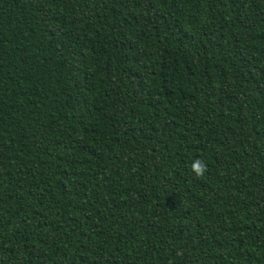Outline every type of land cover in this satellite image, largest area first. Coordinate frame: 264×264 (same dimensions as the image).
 Returning <instances> with one entry per match:
<instances>
[{
	"label": "trees",
	"instance_id": "trees-1",
	"mask_svg": "<svg viewBox=\"0 0 264 264\" xmlns=\"http://www.w3.org/2000/svg\"><path fill=\"white\" fill-rule=\"evenodd\" d=\"M0 264H264V0H0Z\"/></svg>",
	"mask_w": 264,
	"mask_h": 264
},
{
	"label": "clouds",
	"instance_id": "clouds-1",
	"mask_svg": "<svg viewBox=\"0 0 264 264\" xmlns=\"http://www.w3.org/2000/svg\"><path fill=\"white\" fill-rule=\"evenodd\" d=\"M191 170L197 177H200L206 171V165L200 159H196L191 165Z\"/></svg>",
	"mask_w": 264,
	"mask_h": 264
}]
</instances>
